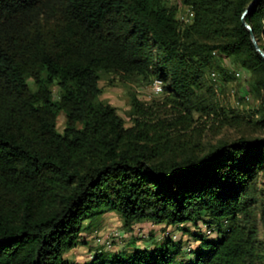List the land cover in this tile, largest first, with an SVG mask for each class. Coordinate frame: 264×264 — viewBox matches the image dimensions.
I'll list each match as a JSON object with an SVG mask.
<instances>
[{
	"label": "trees",
	"instance_id": "trees-1",
	"mask_svg": "<svg viewBox=\"0 0 264 264\" xmlns=\"http://www.w3.org/2000/svg\"><path fill=\"white\" fill-rule=\"evenodd\" d=\"M180 1L0 0V264H70L64 252L105 210L128 229L217 223L219 236L191 233L192 258H179L183 238L167 236L107 260L98 252L92 264H264V137L204 150L172 132L196 115L222 126L247 120L208 84L212 70L235 77L226 57L256 75L264 101V57L243 23L254 0ZM247 21L264 49V0ZM102 72L160 80L172 117L150 120L134 95L127 127L100 98ZM256 114L248 122L264 127V105Z\"/></svg>",
	"mask_w": 264,
	"mask_h": 264
},
{
	"label": "rangeland",
	"instance_id": "rangeland-1",
	"mask_svg": "<svg viewBox=\"0 0 264 264\" xmlns=\"http://www.w3.org/2000/svg\"><path fill=\"white\" fill-rule=\"evenodd\" d=\"M175 4L180 3V0H171ZM180 16L184 20L186 13L192 17L190 9L185 10L184 6H180ZM224 66L227 70L235 73V77L225 81L219 74V71L207 74L208 84L213 85L215 89V99L220 105L230 109L241 110L247 116V120L236 125L222 126L219 121L211 120L206 117L199 118L196 115L193 126L190 129H183L181 126L175 128L172 132L175 133L176 139L179 143L183 141H190L191 144H196L199 148L208 150L212 145H216L221 141H232L239 137L261 138L264 137V127L256 125L254 121H249L250 115L256 114L261 105H264L262 96L255 90L254 81L256 75L244 67H241L237 61L231 57L224 59ZM100 86L102 94L100 98L115 106L125 121V125L130 127L134 124V113L132 98L134 95L148 105L153 115L150 120H155L158 117L171 118L173 115V108L166 104V92L158 87L155 90L156 81L147 80L143 77H132L130 79H121L114 74L101 73ZM216 77V81L213 78ZM30 83L35 87L33 80ZM57 88L55 87V95L57 97ZM257 119V114L254 115ZM66 126V115L61 113L58 117V128L63 131ZM198 148V149H199ZM264 181V176L261 177ZM259 231L260 236L264 237L263 226L260 221ZM189 231H184L180 226L174 228L168 226L166 223L157 224L150 220H144L133 225L132 229L124 226L123 218L117 211L105 210L96 216L87 219L84 222L83 231L80 234L79 240L75 247L64 252L65 259L70 264H92L94 256L101 252L104 254V259H110L114 254L122 252L129 253L135 248L154 247L160 245L165 237L170 236L175 240L183 238L186 243V250L179 258H192L193 254L187 251L188 247L198 245L191 233L200 232L208 240L218 238L219 233L216 229L217 223L212 224V229L200 223V226L193 222L185 224ZM111 238L108 239V236ZM160 237H157V236Z\"/></svg>",
	"mask_w": 264,
	"mask_h": 264
},
{
	"label": "water",
	"instance_id": "water-1",
	"mask_svg": "<svg viewBox=\"0 0 264 264\" xmlns=\"http://www.w3.org/2000/svg\"><path fill=\"white\" fill-rule=\"evenodd\" d=\"M261 0H254L246 10L245 14L243 15V23L244 25L252 32V38L254 41V44L258 50V52L264 57V49L260 46L259 41L254 34V28L253 26L247 21V17L253 13V11L258 7Z\"/></svg>",
	"mask_w": 264,
	"mask_h": 264
},
{
	"label": "bare ground",
	"instance_id": "bare-ground-1",
	"mask_svg": "<svg viewBox=\"0 0 264 264\" xmlns=\"http://www.w3.org/2000/svg\"><path fill=\"white\" fill-rule=\"evenodd\" d=\"M214 80H216V77L214 78ZM156 84H157L158 87H160V86L162 85V82H161L160 80H157V81H156ZM180 227H181V226H180Z\"/></svg>",
	"mask_w": 264,
	"mask_h": 264
},
{
	"label": "built area",
	"instance_id": "built-area-1",
	"mask_svg": "<svg viewBox=\"0 0 264 264\" xmlns=\"http://www.w3.org/2000/svg\"><path fill=\"white\" fill-rule=\"evenodd\" d=\"M155 90H158L157 84H155ZM110 238H111V235H109L108 238H107V242H106L107 244H108V239H110Z\"/></svg>",
	"mask_w": 264,
	"mask_h": 264
},
{
	"label": "crops",
	"instance_id": "crops-1",
	"mask_svg": "<svg viewBox=\"0 0 264 264\" xmlns=\"http://www.w3.org/2000/svg\"><path fill=\"white\" fill-rule=\"evenodd\" d=\"M169 226H171V227H173V228L175 227V226H173V225H169ZM157 237H160V236L158 235Z\"/></svg>",
	"mask_w": 264,
	"mask_h": 264
}]
</instances>
